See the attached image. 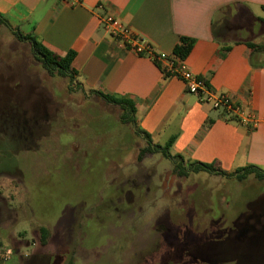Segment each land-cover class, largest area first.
I'll return each instance as SVG.
<instances>
[{"label": "rangeland", "instance_id": "374dc122", "mask_svg": "<svg viewBox=\"0 0 264 264\" xmlns=\"http://www.w3.org/2000/svg\"><path fill=\"white\" fill-rule=\"evenodd\" d=\"M16 32L0 26V224L17 234L0 225V249L24 264H264L263 181L140 160L121 109L48 75Z\"/></svg>", "mask_w": 264, "mask_h": 264}, {"label": "crops", "instance_id": "0c3cea01", "mask_svg": "<svg viewBox=\"0 0 264 264\" xmlns=\"http://www.w3.org/2000/svg\"><path fill=\"white\" fill-rule=\"evenodd\" d=\"M106 14L159 53L172 55L181 38H188L192 48L182 59L188 69L256 116L259 127L213 109L186 92L181 79L121 47L101 24ZM0 15L58 58L75 51L71 69L82 88L131 101L136 129L153 146L229 175L253 166L264 171V0H0ZM13 232L5 235L16 240ZM6 244L0 264H24L31 256L26 251L22 259L21 247Z\"/></svg>", "mask_w": 264, "mask_h": 264}, {"label": "trees", "instance_id": "16d2710c", "mask_svg": "<svg viewBox=\"0 0 264 264\" xmlns=\"http://www.w3.org/2000/svg\"><path fill=\"white\" fill-rule=\"evenodd\" d=\"M9 26L8 21L0 15V26ZM15 36L18 40L22 42H28L31 45L32 51L35 55V58L42 64L43 68L47 71L48 75L54 77L55 75H59L62 77H69L73 80L75 78V72L71 69V64L76 57V52L71 50L64 57L58 58L53 55L50 50H48L35 36L33 35H23L20 32H16ZM250 47H254L253 45H249ZM192 48L191 42L188 38H181L180 43L175 47L173 54L181 59L187 57ZM100 98H102L106 103L110 105L118 106L122 113L120 116V121L123 125L126 126H134L135 133L146 139L148 146L141 150L139 159L141 160L146 154H155L162 153L166 158H170L174 164V171L178 173L180 176H189V174H197L200 172H205L211 175L222 176V177H235L238 181H243L249 175H254L258 180L264 182V171L256 168V167H248L240 170L234 175H229L216 167L208 164H202L198 162H190L185 163L182 156H171L169 154L168 147L161 146H153L152 140L148 134L141 132L136 129V109L134 104L126 99L116 98L114 96L105 95L100 92H93ZM42 232V242L46 243L49 238V231L45 228L41 229ZM67 264H76L75 259L73 257L68 261Z\"/></svg>", "mask_w": 264, "mask_h": 264}, {"label": "built area", "instance_id": "2783aa9c", "mask_svg": "<svg viewBox=\"0 0 264 264\" xmlns=\"http://www.w3.org/2000/svg\"><path fill=\"white\" fill-rule=\"evenodd\" d=\"M101 24L106 32L116 40L119 45L138 56H144L160 65L167 76L181 79L185 90L189 94L196 95L215 110L224 109L228 115L236 116L240 123L251 129H257L260 120L236 106L226 93L214 91L206 80L200 78L188 69L183 60L174 54L156 52L154 47L135 33L132 28L112 15L106 14L101 18Z\"/></svg>", "mask_w": 264, "mask_h": 264}]
</instances>
